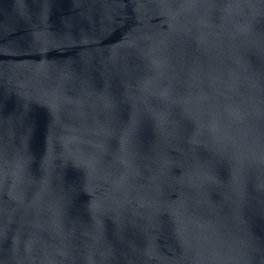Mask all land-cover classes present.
I'll use <instances>...</instances> for the list:
<instances>
[{
  "label": "water",
  "instance_id": "95a60500",
  "mask_svg": "<svg viewBox=\"0 0 264 264\" xmlns=\"http://www.w3.org/2000/svg\"><path fill=\"white\" fill-rule=\"evenodd\" d=\"M0 264H264V0H0Z\"/></svg>",
  "mask_w": 264,
  "mask_h": 264
}]
</instances>
